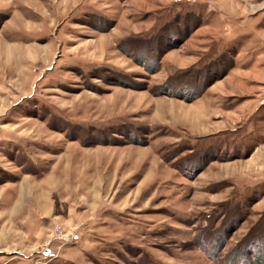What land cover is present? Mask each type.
Masks as SVG:
<instances>
[{
	"label": "rangeland",
	"instance_id": "1",
	"mask_svg": "<svg viewBox=\"0 0 264 264\" xmlns=\"http://www.w3.org/2000/svg\"><path fill=\"white\" fill-rule=\"evenodd\" d=\"M0 264H264V0H0Z\"/></svg>",
	"mask_w": 264,
	"mask_h": 264
}]
</instances>
